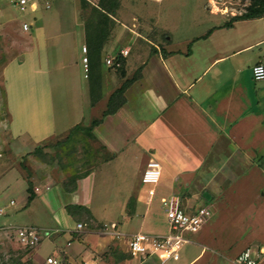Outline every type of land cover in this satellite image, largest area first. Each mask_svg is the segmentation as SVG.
I'll return each instance as SVG.
<instances>
[{"label": "crops", "instance_id": "1", "mask_svg": "<svg viewBox=\"0 0 264 264\" xmlns=\"http://www.w3.org/2000/svg\"><path fill=\"white\" fill-rule=\"evenodd\" d=\"M16 1L0 0V17L5 15L4 4L13 3L17 9ZM46 1L50 2V9L44 8L31 22H20L23 32L32 33L33 44L1 69L8 133L13 139H25L35 148L52 137L66 136L76 125L89 126L95 118L85 123V107L101 114L107 103L102 95L106 74L101 75L100 88L95 93L94 104L91 103L89 77L85 76L82 63V48L87 46L85 31L77 30L80 0L77 4L72 0H38L39 6L43 7ZM250 20L233 22L230 27L216 26L208 35L193 40L189 49L188 46L184 50L153 48L140 63L139 79L126 89L125 104L92 130V140L107 154L101 162L104 168L129 166L134 161L136 174L141 175L140 183L146 186L141 178L147 163H159L160 179L153 195L148 194L151 187L130 189L127 193H133L131 198L120 205V209L143 208L138 218L152 227L151 222L161 217L165 230L153 234L169 231L162 198L179 200L180 195L189 193L184 199L195 201L200 193L202 201L211 202L222 191L236 190L258 192L259 206L264 204V81L255 82L251 75L253 65H264V32L254 43L249 36L235 39L236 32L246 27L243 22ZM23 23L29 24L27 31L22 29ZM50 48L53 54L49 53ZM105 51L103 45L101 61L106 57ZM245 53H249L247 58L241 56ZM124 66H128L127 58ZM80 68L83 84L77 76ZM59 74L61 79L73 78L79 82L72 100L70 94L68 100L58 96V83L53 77ZM112 77L114 91L122 82L117 85ZM90 177L93 173L83 176L76 190ZM28 184L34 198L27 205ZM28 184L27 196L22 199L25 208H30L42 190L36 182ZM4 187L11 185L6 183L0 188V197ZM203 193L208 194V199ZM10 202V206L14 205ZM77 202L71 205L83 206L93 215L88 206ZM15 215L0 216L3 217L0 226H17L9 223ZM45 231L48 233L49 229ZM82 232L72 231L73 237L64 245L52 240L47 256L61 258L63 252L68 264H102L101 259L92 258L91 249L75 239ZM38 245L32 252V261L39 260ZM200 254L185 264H192ZM150 259L154 258L138 262L146 263Z\"/></svg>", "mask_w": 264, "mask_h": 264}, {"label": "rangeland", "instance_id": "2", "mask_svg": "<svg viewBox=\"0 0 264 264\" xmlns=\"http://www.w3.org/2000/svg\"><path fill=\"white\" fill-rule=\"evenodd\" d=\"M72 1L77 4L79 0ZM85 1L95 6L98 0ZM12 4H4L5 15L0 17V188L6 183L11 185L9 188L4 187L6 189L1 193L0 208L4 215L16 214L9 223L38 228L40 244L37 247L39 260L32 261L35 248L17 249L8 235L0 234V264H9L11 260L18 259L30 264H42V260L50 253L52 240L64 245L73 237L76 222L83 224V232L75 239L91 249L93 259H101L102 264H139L138 260L125 253L124 240H112L102 234L105 226L111 223L116 224L117 230L126 235L137 231L153 234L165 230L161 217L151 222L153 227L142 224L141 218H138L144 211L141 207L136 209L128 204L129 207L120 209L123 200L129 201L133 194H128V190L150 187L140 183L141 175L136 174L134 161L129 166L112 165L104 168L101 162L107 154L96 140L76 136V143L64 142L65 135L52 137L39 145L41 154L36 155L33 153L35 147L25 139H13L8 133L1 69L4 63L18 57L33 44L32 33L23 32L20 22H31L45 10L39 6L36 11L28 9L21 13ZM248 5L249 0H119L114 16L94 17L93 33L98 42L104 38V56L105 53L111 56L124 46L130 48L126 57L128 66L125 68V78H129L131 71L135 72L139 68L141 61L152 53L153 48L165 46L169 50H184L197 37L223 25L233 16L244 13ZM88 16L89 7L78 9V32L84 28ZM243 24L246 29L238 30L235 39L244 35L250 37L251 43L258 41L264 32V18ZM81 44L79 40L78 50ZM52 50L49 49L50 54L54 53H51ZM241 56L247 58L249 53ZM103 60L99 67L101 73L107 76L102 84V95L107 99L113 90L111 76L117 80V85L123 78L117 72L107 70ZM82 75L80 68L77 76L83 84ZM53 81L58 83L57 94L61 100H68L69 94L73 99V90H76L79 82H74L73 78L61 79L60 74L55 75ZM100 115L98 111H89L85 107L86 124ZM87 173H93L92 179L88 178L76 190L81 176ZM28 182H36L42 190L30 208H25L22 199L27 196ZM186 195L190 194L179 196L181 208L194 211L198 206L206 205L211 211V219L202 231L189 235L192 243L184 246L180 260H171L167 264H185L197 257L203 247V252L192 264H233L234 258L245 248L264 247V204L259 206L258 192L222 191L211 202L202 201L200 193L196 197L198 200L186 201ZM10 201L14 205L10 206ZM77 201L88 206L93 215L88 217L85 212L70 215L65 207ZM45 229H49L51 238ZM55 229L57 233H53ZM118 252L123 253L125 259L120 260ZM60 256L67 260L65 253L60 252ZM141 264L160 263L150 259Z\"/></svg>", "mask_w": 264, "mask_h": 264}, {"label": "built area", "instance_id": "3", "mask_svg": "<svg viewBox=\"0 0 264 264\" xmlns=\"http://www.w3.org/2000/svg\"><path fill=\"white\" fill-rule=\"evenodd\" d=\"M17 9L19 12H26L28 9L35 11L39 7L38 0H17ZM50 9V2L46 1L43 6ZM22 29H29L28 23L22 24ZM82 63L87 76L88 61L87 50L82 48ZM129 54V48L120 49L111 56H106L103 60L107 68H119L121 60ZM252 79L255 82L264 81V65L257 63L251 67ZM160 165L158 162L149 161L142 174L143 184L150 185L148 194L154 193V187L160 179ZM13 204V201L10 202ZM161 204L165 209L166 221L169 231L166 234H147L136 232L125 234L116 228V224L105 226L102 234L108 235L112 239L124 240L127 251L132 259L140 260L145 258H154L160 264H166L169 261H177L181 256V251L185 245L192 243L189 235L202 231L210 222L211 211L207 207H198L194 211H187L180 207L177 198H162ZM4 214L0 208V216ZM83 224L77 223L75 232L83 231ZM0 234L8 235L11 238L12 245L17 249H33L40 243L39 229L33 226H13L1 225ZM264 261V247L253 249L245 248L233 260V264H262ZM43 264H61L60 258L47 256ZM123 264V263H120Z\"/></svg>", "mask_w": 264, "mask_h": 264}, {"label": "trees", "instance_id": "4", "mask_svg": "<svg viewBox=\"0 0 264 264\" xmlns=\"http://www.w3.org/2000/svg\"><path fill=\"white\" fill-rule=\"evenodd\" d=\"M80 4L82 9H87L89 7V16L86 18L84 23V31H85V42H86V56L88 61V72L87 77H89V88H90V95H91V103L94 104L95 100V93L100 88V78H101V71H100V64L101 61V53L103 49V41L104 38H100V42L94 39V35L92 33L93 28L95 27L93 24V19L96 15L102 16H114L118 7H119V0H98L95 6L89 5L85 0H80ZM264 18V0H249V5L246 7L245 12L233 16L228 22L224 23L223 27H230L233 22L240 21V20H250V19H258ZM211 30L207 32L206 35L210 33ZM203 36V37H205ZM190 46H188L189 49ZM155 50V49H154ZM153 50V51H154ZM125 59L121 60V65L119 68H107L108 70H113L119 74L121 78H123L122 83L120 86L112 91V93L107 98L106 108L102 111L99 118L93 119L89 126L83 127L82 125L74 126L66 135L64 142L70 141L76 143V136H80L82 138L94 139L92 134V130L94 127L99 125L102 122V119L108 115L114 114L120 107L125 104V97L124 93L126 89L137 79L140 77L141 67L138 68L129 78H125ZM4 97V92H3ZM34 154H41V149L35 148L33 150ZM85 176V175H84ZM83 177V176H81ZM80 177V178H81ZM73 181V180H72ZM28 197H27V205L32 201L34 198V193L31 188V184H28L27 188ZM68 213L70 215L77 214V212H85L88 217H90V212L87 208L83 206H73L68 205L66 207ZM129 257H131L128 253H126ZM117 255L120 260L125 259V255L121 252H118ZM61 264H66V260L60 258ZM9 264H30L29 262H23L20 259L18 260H11Z\"/></svg>", "mask_w": 264, "mask_h": 264}, {"label": "water", "instance_id": "5", "mask_svg": "<svg viewBox=\"0 0 264 264\" xmlns=\"http://www.w3.org/2000/svg\"><path fill=\"white\" fill-rule=\"evenodd\" d=\"M203 197L206 198V199H208L209 196H208L207 193H203Z\"/></svg>", "mask_w": 264, "mask_h": 264}]
</instances>
